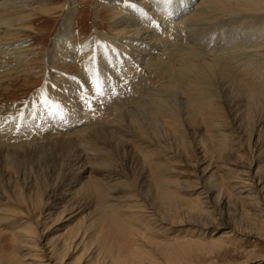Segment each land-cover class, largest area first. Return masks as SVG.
Here are the masks:
<instances>
[{"label":"rangeland","instance_id":"374dc122","mask_svg":"<svg viewBox=\"0 0 264 264\" xmlns=\"http://www.w3.org/2000/svg\"><path fill=\"white\" fill-rule=\"evenodd\" d=\"M27 1L28 2L26 3V6L28 8L26 9L28 10L25 11V9H23L24 6L22 2L16 3L9 2L7 0H0V4L2 2L4 3L0 5V23H4L7 20L11 22V26L5 25L3 23L0 24V124L5 123L6 120L10 119V126L7 128V130H9V128L12 126L11 129H14L15 134H17V136L19 134L18 137L20 140H22L20 141L19 138L17 140L18 152H16L17 150H15V152L10 150L13 154H15L14 161L18 166V172L13 174L14 176L11 175L10 177V175L4 171V166L7 163L6 159H2L3 161H0V197H2L0 198V208L3 207L6 211L8 209L5 207H8L9 209L11 208L8 212L10 216L13 217L10 223L7 222L8 226H5V224H0V230H4L3 237L0 238V264H6L7 260L5 258L7 257L8 253L11 254L12 248L17 247V244L12 242V234L14 231L18 230L19 227L24 228L27 226L30 228L29 230L34 229V232L37 233L38 239L40 238L42 242V247H38L39 250L42 249L39 251L40 258L38 259L39 263L43 261L42 264H51L45 257L50 252L49 250L48 252L44 250L43 247L45 245L53 247L56 245L57 241L67 238V236L61 238L64 236L67 229L71 230L72 235L78 231V228L80 227L78 222H81V218L75 220V223H69L66 226L65 222H55L58 219L57 214H49V208H51L50 206H52L51 204L53 199L56 197V195H53L54 189L68 181L67 179L73 176L75 172L73 169L76 168L73 166V164L75 165L76 159L80 158V153H82L81 157H83V153H87L88 157L86 155L87 159L84 161L87 163H84L87 167H93L96 165L93 164L92 166V163L94 162L92 158H99V156L101 157L106 154L111 156H109L111 161L110 165L114 168V170L117 169L115 171L116 173L118 172L117 176L119 182H126L128 185H125L131 187V192L135 191L133 194L136 196H133L132 198H127L129 191L121 192L122 194L120 195L125 196L126 202L122 203V205L134 206L133 208L129 209L131 212L136 213L139 217L138 220L130 219L132 222H145L146 220L145 223H147L148 221L150 226H147L148 228L146 229H149V232L152 234H158L157 236L159 238V242L162 243L163 241H168L164 239L175 237L177 234L185 236V239L190 243L193 241L200 243L198 244L199 246H186L184 248L185 256H183L185 258L182 260L179 258L176 259L175 264H264V148L262 149L263 152L261 151L260 153L261 156H258L260 146L264 143V101H261V103L258 104L259 107L255 109V112L249 116L244 105L247 102L246 94L244 91L239 92L238 84H236L234 81L231 82L228 76L222 77L225 79H221L220 82L216 81V85L213 87L215 94H217V100L223 105V109L220 111V114L214 118L215 120L213 127L210 129L207 128L201 120H198L196 124L190 121L188 125L192 127H187V125L184 126L185 129L184 127H181L182 133H185V137L183 139L179 136L180 140H176V136H173L174 132L172 130L170 131L172 135L169 134L159 137V188L161 186L167 185L172 191L170 199L167 198L166 195L159 193L160 195L155 197L154 200L153 198L155 192L153 190L151 191V194H149L150 196H147V191L149 190L148 185L150 184V181L155 179V181L158 182V176L153 175L146 177L148 174H146V172H144V174L140 170L142 168L139 169V166H137L132 154L129 153L131 151V147L127 144L126 146H122L121 143L117 144V140L119 139L117 137L122 134L124 131L123 129H121V134L119 132H115L114 134V132L110 130V132L108 131L107 134V131H104V129L107 128L102 126L103 122H98L100 127H97L96 131H100L99 133L102 134V136H98L100 138L98 139L100 141L99 145H101L99 146L97 142L93 143L95 147L96 144L98 145L96 148H94L96 151L99 150L98 152L93 151L89 145H87L89 146L88 150L86 145L84 147L80 146L77 150L73 149L64 143V137L66 139L68 136L63 134L70 128H81L88 124V121L85 117V103L87 101V95H81V92L77 91V89L82 88L85 91H88L97 83L104 84L106 91L111 96L116 92L121 93L122 90L124 91L130 86L137 87L140 85L139 87L141 88V84H143L140 90H138L139 88L137 87L138 93L140 92L139 95L136 96L137 103L136 101H131L130 103L128 100L133 96L134 92L128 94L123 100H121L124 101L125 104L122 106L123 108L129 106V108L125 109L126 111L131 113H143V109H141L142 105L147 104L152 100V98H154V96H159L163 87L170 82L168 73L165 71L164 67L168 66L170 68L176 69V67H178V61L181 58L179 56L181 50L183 52L186 51V49L193 50L195 53L203 55V59H208L207 62H210L209 60L217 52L221 53V55H229L231 59L234 58L233 61L235 63V68L237 67V72L244 74L243 71H245V67H248L249 65L247 62L250 61L248 58L250 57L251 59V57L255 54V52L250 53L249 51L254 49L255 46H263L262 44H264V22L263 25L260 26V29L256 31L257 33H254L251 37L248 31H242L239 30L240 28H237L239 17H237L235 20V15H212L209 16V20L203 26L191 25L189 23V19L192 15L197 13L196 7L199 9L204 8V5L201 7L203 0H185V2L184 0H173V2L167 6L163 4V0H50L48 2L45 1L46 3H44L43 0H33V2L32 0ZM142 1H145V3L143 4ZM71 3H73L76 7V15L73 28H71V34H69V36L66 38H60L59 36L55 39L60 27L62 26L64 16L67 13V8ZM132 5H135V7H132ZM44 7H46L47 10L50 9L49 14L40 12L41 10L45 9ZM9 11H12L13 13ZM25 13L31 14V18L24 19L23 17L26 16ZM157 14L158 16H156ZM260 14H262L264 17V13ZM220 17L223 18L220 19ZM183 18H188V21L185 19V22H183ZM119 19L120 23L123 20L126 21L127 28L145 32L148 39L143 37H121L120 35L115 34L113 30L115 26L117 27V21ZM131 23H133V25H131ZM230 23H232V25L234 24L235 26L233 25L232 27ZM226 24L229 26H226ZM24 28L26 29L22 30ZM253 28H259V24L253 26ZM13 29H15V31ZM154 31L158 33H154ZM212 31L214 32L213 35L211 34ZM244 32L247 36H245ZM10 38L11 40L14 38L12 40L13 42L10 40ZM183 38L185 40H183ZM177 39L179 44H177ZM253 40L255 42L260 40V42L258 41L256 44L253 42ZM8 41L10 42L8 43ZM223 41L228 45H223L225 44ZM232 41L234 42V47L232 45ZM248 42L249 44H247ZM132 43L134 45H132ZM229 43H231L233 47V51L231 50L230 52H228L229 49H227V47L230 46ZM250 43L254 47H252V45L250 46ZM122 44H124L125 47ZM163 45H165L166 48H164ZM171 45H174L175 48L171 47ZM239 45L241 47L243 45L242 49H240ZM179 46L180 49H178ZM222 46L226 48V50ZM235 46H237L238 49ZM88 47H90L89 51ZM169 47L173 48L174 50L170 49ZM249 47L252 48L249 49ZM85 48L87 50H84ZM208 48L211 49L209 50ZM8 50L10 52H8ZM224 51H226V53ZM90 52H93L94 55H92ZM11 54L12 56H9ZM85 54H91L90 63L86 62ZM239 56L240 58H238ZM129 59L134 63V68L129 66ZM95 61L96 65L94 63ZM149 61H151V63ZM143 62L154 65V67L151 66L147 70V68L141 65ZM16 63H18L19 67ZM241 63L243 69L240 68ZM259 68L261 69V74L264 75V70H262L263 65H260ZM118 69L120 70L119 75L122 72V75H120L121 77L118 75ZM155 70H157L159 73ZM150 71L154 73H152V76L150 75ZM106 74H109L110 76ZM157 74L159 75L158 78ZM49 75L57 86L64 88L68 87L67 89L70 87V89L67 91L72 89H74L73 91H76V96L72 97V100L73 102L77 103V107L74 105L70 107V101L64 103V106L62 107L59 104L51 102L42 103L37 106L34 104L30 105V99L33 96L38 94L42 95L46 80L45 78ZM254 77L256 78V76ZM142 78L147 79L143 80ZM230 78L233 80L235 76H230ZM236 79H238V77H236ZM150 80H154L155 82L152 81V84ZM156 81L160 82L158 83L159 85L156 83ZM221 82L223 85L220 84ZM146 83L148 86L145 85ZM152 85L154 86L153 88ZM148 87L149 94L148 92H145V89ZM141 90L143 92L142 94L145 92L146 95H141ZM147 90L148 89H146V91ZM184 95L185 93L181 90H172L171 96L166 97L168 100L167 103L169 105H179L182 103V101H184ZM141 98L143 99L141 100ZM121 103L123 104V102ZM116 108L115 109L117 112H119L120 108L118 106ZM108 110L112 111H108L107 119H112V115L114 114L113 109ZM163 111L165 110L159 111L160 121L163 120L165 115ZM160 112L163 115H161ZM110 113L112 114V117H110ZM11 115L14 116L11 117ZM7 116L10 117L6 119ZM25 116L27 118H25ZM66 118H69L70 120L66 121ZM95 125L98 126L97 124ZM221 127L228 128H224V130H227V138L222 136L223 131L221 130ZM86 132L88 133V131ZM20 135H24L26 139H21ZM2 136L4 137L3 133ZM42 139L45 140L43 141ZM112 140L114 142H112ZM34 143L35 145H33ZM46 145H49V147L45 148L44 150L38 149L37 151H32L31 153L23 152V150L27 147L37 149ZM63 145H65L64 148ZM116 146L118 149H116ZM90 149L91 151H89ZM104 149L107 150L108 153ZM54 153H57V155ZM102 153L103 155H101ZM172 153L174 156H172ZM71 155H74L75 157L73 156L71 158ZM244 171L249 174L250 178H254L253 180L256 184H259L257 189L254 191L256 194H253L252 200H248V198L245 197L246 195H242L240 198L236 192H234L232 189H228L226 185V181L231 176L241 175ZM91 175L95 174H89V176ZM23 176H25V179H23ZM32 181L36 184L39 181V183L44 187L45 191L42 189L40 190L41 192L37 194L38 187L29 191ZM43 182H45V184ZM214 185L218 186L216 193L203 195L206 190L213 188L212 186ZM3 186L4 188H1ZM46 189H49L50 192H48L49 190ZM13 194H18V197L16 195L14 197ZM7 199H10L13 201V203H7ZM137 201H141V205L143 206L139 207L138 205H140V203ZM256 201L259 203L257 206L255 205L257 204ZM22 202L23 204H21ZM28 202H31L30 204L33 205L30 206ZM144 202L145 204H143ZM201 202H204L205 206L202 205V207L200 206L201 208L199 209V203ZM2 204L3 206H1ZM22 205H24V207ZM142 207L143 209H141ZM151 210H154V212L151 213L153 215L149 214L152 212ZM28 211L31 212L30 214L32 216L28 214ZM91 211L88 213H91ZM199 211H201V214ZM18 213H20L19 216ZM154 214L156 215L155 217ZM25 216H27V218ZM24 219H27L26 222ZM156 221H158L157 224H154ZM156 225L159 226L157 227ZM151 226L152 228H150ZM157 228L159 229L157 230ZM159 235L161 236L159 237ZM222 236L228 237L227 243L223 241L213 243V240L215 241L217 238V240H220ZM155 239L158 240L157 238ZM107 241L108 243H115L116 245V243L119 241V238L112 236L111 238H108ZM41 251H44V253H41ZM77 252L78 250H71L67 256L62 257L59 260L58 264H88L89 260L87 258L86 260L85 258L83 260V258L80 257L79 252ZM25 253L26 251H23L21 252V255ZM121 255V259L126 260L129 258V251H123ZM160 257H162V255H159V259H161ZM29 262L31 263V260H25L22 263L29 264Z\"/></svg>","mask_w":264,"mask_h":264},{"label":"bare ground","instance_id":"6f19581e","mask_svg":"<svg viewBox=\"0 0 264 264\" xmlns=\"http://www.w3.org/2000/svg\"><path fill=\"white\" fill-rule=\"evenodd\" d=\"M7 1H9V2H16V3L17 2H22L23 3V6H24L23 9H25V11L28 10V9H26V8H28L26 6V3L28 2L27 0H7ZM43 1H44V3H46V2H48L50 0H43ZM32 2H33V0H32ZM184 2H185V0H184ZM144 3H145V1L143 2V4ZM5 4H7V3H5ZM11 5H12V3H11ZM203 5H204V8L203 9H201V8L199 9V8L196 7L197 13L195 15H192L191 18L189 19V23L191 25L203 26L209 20V18H210L209 16H212V15H221V16L222 15L223 16L235 15V20H236L237 17H239V22H238V24L236 23L238 25V26L236 25L237 28H240L239 30H242V31H248L250 33V37H251L254 33L255 34L257 33L256 31L260 29V26L263 25V22H264V17L262 16V14H260V13H264V0H203L202 1V4H201V7ZM148 6H150V5H148ZM44 8L45 9L44 10H41L40 12L41 13H44V14H49L50 13V11H49L50 9L47 10L46 7H44ZM63 9H64V6H63ZM198 9H199V11H198ZM9 12H12V11H9ZM36 12H37V10H36ZM152 12H154V11H152ZM75 15H76V7H75V5L73 3H71L69 5V7L67 8V13L64 16V19H63V22H62V26L60 27L59 32H58L57 36L55 37V39L57 37H59V36H60V38L61 37H65L66 38V37L69 36V34H71V28H73V25H74ZM17 16H19V15H17ZM156 16H158V14ZM23 18L24 19H29V18H31V14H26V16H24ZM221 18H223V17H220V19ZM185 19H184L183 22H185ZM117 22H118V25H117V27L115 26V28L113 30L115 32V34L120 35L121 37H141V38L143 37V38H147L148 39L147 34L145 32L140 31V30H132V29L127 28V26H126L127 23H126L125 20H123L120 23V19H119ZM154 22H155V20H154ZM1 23H3V22H1ZM3 24L11 26L10 25L11 22H9L8 20L5 21ZM258 24H259V28H256V29L253 28V26L258 25ZM131 25H133V23H131ZM134 25H135V23H134ZM221 25H223V24H221ZM230 25H232V23H230ZM233 25H232V27H233ZM226 26H229V25L226 24ZM182 28H183V25H182ZM25 29L26 28H24L22 30H25ZM13 30L15 31V29H13ZM239 30H238V32H239ZM196 31H197V29H196ZM18 32H20V31H18ZM154 33H158V32H155L154 31ZM213 33L214 32L212 31L211 34L213 35ZM241 35H242V33H241ZM16 36H17V34H16ZM186 36H187V34H186ZM245 36H247L246 33H245ZM4 37H6V36H4ZM179 38H181V37H179ZM3 40H5V39H3ZM10 40H11V38H10ZM126 40H128V39H126ZM183 40H185V39L183 38ZM177 41H178V39H177ZM234 41H236V40H234ZM258 41L260 42V40H258ZM9 42L10 41H8V43ZM155 42H157V41H155ZM172 42H175V41H172ZM240 42H241V40H240ZM253 42H255V41L253 40ZM257 42H255V43L257 44ZM167 44H169V43H167ZM177 44H179V41H178ZM226 44L227 43H225L223 45H226ZM229 44H230V46L227 47V49H229L228 52H230L233 49L234 42L232 43L233 47H232L231 43H229ZM247 44H249V42ZM4 45H5V43H4ZM11 45H14V44H11ZM122 45L124 46V44H122ZM132 45H134V44L132 43ZM186 45H188V44H186ZM251 45L252 44L250 43V46ZM262 45L263 46H257V47L255 46V48L254 49H251L250 51L248 50L250 53L255 52V54L253 56L251 54V56H252L251 59H250V57L248 58L251 61V62L250 61L247 62L249 65L245 63L246 65H248V67L247 66L245 67L246 69H245V71H243L244 74L237 72V69H236L237 67L235 68V65H234L235 63L233 61L234 58L231 59L229 57V55L228 56L227 55H221V53H218L217 52L209 60L210 62H207L208 59H203V55L198 54V53H195L193 50H187L186 49V51H184V52L181 50L180 51V55H179L181 58L178 61V67H176V69L170 68L168 66L167 67H164L165 71L168 73V78H169L170 82L167 85H165L164 87L162 86L163 89H162V92H161V94L159 96L158 95L156 97L154 96V98H152L151 101L148 100L149 102L147 104H144V105L141 104L142 105L141 109H143V113H141V112L140 113L139 112H137V113H135V112L131 113L129 111H126L125 109L126 108H129V106L126 107V108H123L122 106H124L125 104H124V101H121L128 94H131L132 92H134V94L128 100L130 101V103H131V101H136V96L139 95V93H140V92L138 93L137 87L139 88L138 90H140L142 88V85L143 84H141V88L139 87L140 85L137 86V87L130 86L129 88H126V90H124V91L122 90L121 93L120 92H116L112 96L106 91L105 85L102 84V83L95 84L88 91H85L82 88H78L77 91L81 92V95H83V94H86L87 95V101L85 103V106H86L85 117H86V119L88 121V124L85 125V126H83V127H81V128H70V129L66 130L65 133H63V134H65L66 136H68V138L66 137V139H65V137H64L65 142L64 141L63 142L66 145H69L70 147H72L75 150H77L80 146H83L84 147L85 145L86 146L89 145V146H91V149H93V151H96L94 148H96L99 145V143H100V141L98 140L100 138L98 136L99 135L102 136V134L99 133L100 131L99 132L96 131V128L97 127H100L99 124H98V122H103L102 126H104V127L107 128V129H104V131H107V134H108V131L109 130L110 131H113L114 134H115V132H119V133L122 132L121 129H123L125 132L123 131L122 134L120 133L121 134L120 135L121 137L120 136L117 137V138H119L117 140V144L118 143H121L122 146H124V145L126 146V144H127V145H129L131 147V151L129 153L132 154L133 158L135 159V162H136L137 166H139V169L142 168L140 170L143 173L146 172V174H148V175H146V177L153 176V175L158 176V182H156L155 179L153 181H150V184L148 185L149 190L147 191V196L149 197L150 196L149 194H151V191L153 190L155 192V195H154V198H153L154 200H155V197H158L160 195L159 193H161L163 195H166V197L170 199L171 198V194H172V191L170 190V188L167 185L161 186L159 188V160H158V157H159V137H161L163 135H169V134L172 135L171 132H170L172 130L174 132L173 133V136H176L175 137L176 140H178V141L180 140L179 136L183 139L185 137L184 136L185 133H182L181 127H184L185 125H187V127L190 126V125H188L190 123V121L192 123H195L196 124L198 120H201L207 128L210 129L211 127H213L214 126V120H215L214 118L217 117V115H219L220 114V111L223 109V105L216 98L217 97V94H215L213 87H214V85H216V81H219L220 82L221 79H225V78H222V77L228 76L231 82L234 81L236 84H238V87H239L238 91L239 92L244 91V93L247 96V102L244 105L246 107V111H247L248 115L250 116L252 113H254L255 112V109L257 107H259L258 104L261 103V101H264V75L261 74L262 72H261V69L259 68L260 65L261 66L263 65L262 70H264V44H262ZM163 46H164V48H166L165 45H163ZM175 46H176V43H175ZM202 46H204V45H202ZM245 46H247V45H245ZM115 47H117V46H115ZM171 47H174V45H171ZM235 47L237 48V46H235ZM239 47H240V49H242L243 45H242V47L239 45ZM252 47H254V46L252 45ZM252 47H249V49L252 48ZM89 48L90 47H88V51H89ZM15 49H16V47H15ZM97 49H98V47H97ZM170 49H173V48H170ZM178 49H180V46H179ZM216 49H218V48H216ZM224 49L226 50V48H224ZM84 50H87V49L85 48ZM167 50H168V48H167ZM10 51H11V49H10ZM10 51L8 50V52H10ZM16 51H15V53H16ZM154 51H155V49H154ZM243 51H242V53H243ZM147 52H148V50H147ZM168 52H170V51H168ZM224 52L226 53V51H224ZM245 52H246V50H245ZM90 53H92V55H94L93 52H90ZM90 55H88V54L86 55L85 54V56H86L85 57L86 58V62H88V63H90V61H91V56ZM9 56H12V54L9 55ZM21 57H23V56H21ZM21 57H20V59H21ZM238 58H240V56ZM244 58H246V57H244ZM236 59H237V57H236ZM12 60H13V58H12ZM96 61L94 62L95 65H96ZM98 61H99V59H98ZM129 61H130V63H128L129 66L132 67V68H134L135 66H134V63L132 62V60L129 59ZM239 61H240V59H239ZM149 62L151 63V61H149ZM237 62H238V60H237ZM16 64L18 66V63H16ZM101 65H103V64H101ZM141 65H143L145 68H147V70L151 66L154 67V65L148 64L147 62H143ZM8 66H10V65H8ZM242 67L243 66H242V63H241V67L240 68H242ZM117 71H118V75H119L120 70L118 69ZM121 71H123V70H121ZM155 71H157V70H155ZM150 73L149 74L152 76V73L153 72L150 71ZM263 73H264V71H263ZM259 74H261V75H259ZM106 75H109V74H106ZM120 75H122V72H121ZM253 75L256 76V78ZM116 76H117V74H116ZM142 76H143V74H142ZM230 76H235V78L233 80H231ZM50 77L51 76L49 75V76H47L45 78L46 80H45L44 91H43L42 95H39L38 94V95L33 96L30 99V105L34 104L35 106H37V105L42 104V103H50L51 102V103L59 104L62 107V106H64V103H66L67 101H70V107L72 105H74L75 107H77L78 106L77 103L76 102H73V100H72V97L76 96V91H73L74 89H72L70 91H67V90L70 89V87H69V89H67L68 87L67 88H64V87L57 86L52 81V79ZM158 77H159V75L157 74V78ZM236 77H238L239 80L236 79ZM124 78H125V76H124ZM147 78H145V79H147ZM152 78H150V79H152ZM120 79H122V78H120ZM145 79H143V80H145ZM85 80H83V81H85ZM152 81L155 82L154 80H152ZM152 81L150 80V82H152ZM51 82H53V83H51ZM153 82H152V84H153ZM156 83L158 84L160 82H157L156 81ZM220 84H222V82ZM145 85H147V83ZM75 86H76V84H75ZM150 86H151V84H150ZM153 87L154 86L152 85V88ZM222 88H223V86H222ZM146 89H148V90L146 91ZM146 89H145V92H148L149 91V87L146 88ZM172 90H176V91L181 90V91H183L185 93V95L183 96L184 101H182L181 104H179V105H169L167 103L168 100L166 99V97L171 96V91ZM143 91H144V89H143ZM145 92H144V94L146 95ZM142 93L143 92L141 90V95H144ZM148 94H149V92H148ZM152 96H153V94H152ZM140 97H143V96H140ZM142 99L143 98H141V100ZM139 100H140V98H139ZM118 101H120V102H118ZM121 102H123V104ZM146 102H147V100H146ZM136 103H137V101H136ZM126 104H127V100H126ZM117 106L120 108V111L119 112H117V110H116L117 109L116 108ZM138 106H139V104H138ZM108 109H113L114 114L112 115L110 113V117L113 116L112 119H107L108 111H110ZM138 110H140V109H138ZM160 110H165V111H163L165 115H164L162 121L159 120V111ZM160 114H161V112H160ZM14 115H11V117L14 116ZM161 115H163V114H161ZM8 117H10V116H7L6 119ZM25 118H27V117L25 116ZM9 120H6L5 123H1L0 124V159H1L0 161H3L2 159H6L7 163L4 166V171L6 173H8V175H10V177H11V175H13V174H15V173L18 172V169H17L18 166L16 165V162L14 161L15 154H13L12 151L15 152V150H17L16 152H18L17 140L19 138L18 137L19 134H18V136H17V134H15L14 129L13 130L11 129L12 126L9 128V130H7V128L10 126V123H9L10 121ZM68 120H70V119L69 118H66V121H68ZM23 121H24V119H23ZM95 124H97L98 126H96ZM195 124H193V125H195ZM102 126H101V128H102ZM190 127H192V126H190ZM225 127H221V130L223 131L222 132V136L224 138H227L228 137L227 134H226L227 130H224ZM184 129H185V127H184ZM225 129H228V128H225ZM159 130H162V131H159ZM86 131H88V133ZM102 132H103V130H102ZM2 133L4 134V137L2 136ZM119 133H117V134H119ZM63 134H61V135H63ZM49 136H48V139H49ZM59 136H60V134H59ZM20 137H21V139L22 138L26 139L24 135H20ZM110 137H111V135H110ZM213 138H215V137H213ZM19 140H20V138H19ZM42 140L44 141L45 139H42ZM20 141H22V140H20ZM118 141H121V142H118ZM95 142H97V144H98V145L96 144V147L93 144ZM106 142H107V140H106ZM112 142H114V141L112 140ZM33 145H35V143ZM50 145H51V143H50ZM64 146L65 145H63V148H64ZM89 146L86 147L87 150H88V147ZM47 147H49V145L48 146L47 145L46 146H41V148H37V149L27 147V148H25L23 150V152L31 153L32 151H37L38 149H43L44 150ZM51 148H54V147H51ZM263 148H264V143L260 146L258 156L259 155L261 156L260 153H261V151H262ZM55 149H56V146H55ZM91 149L89 151H91ZM116 149H118V147ZM10 150H12V151H10ZM128 150H129V148H128ZM81 151H83V150H81ZM98 151L99 150H97L96 152H98ZM105 151L108 153L107 150H105ZM161 151H163V150H161ZM83 152H85V151H83ZM103 153L101 155H103ZM78 154H79V152H78ZM80 154H81V155H79L80 158H77L76 159L75 165L73 164V166L76 167L75 168L76 170L73 169L75 171L74 174L72 173L73 176H71V178H68L67 179L68 181H66L65 183H63L62 185H60L59 187H57V188L54 189L53 195H56V197H54L53 202L51 204L52 206H50L51 208H49L50 209V212L48 211L49 214H57L58 219L55 222H62V223L65 222L66 223V226L69 223L70 224L75 223L74 222L75 220L81 218V222H78V224H79L80 227L78 228V231L76 233H74L73 235L71 233V230L70 229H67L65 231L64 236L61 237V238H64L65 236H67V238H64L63 240L57 241L55 246L50 247L48 245H45L46 247L45 246L43 247L44 250H46L47 252H48V250L50 251L47 256L44 255L49 263H51V264H58L59 263V260L62 257L67 256L71 252V250H73V251L74 250L75 251L78 250V252L80 254V257L83 258V260H84V258H85V260H86V258L89 260V263L88 264H175L176 263V259L179 258L180 260H182V259L185 258L183 256H185V250H184V248L186 246H195V245L200 244L199 242H196V241H193L192 242L193 244L190 243L188 240L185 239L186 237L183 236V235H181V234H177L175 237H172V238H170L168 236L169 237L168 239L167 238L164 239V240H168V241L167 242H164L163 241V243H162V242H159V238L157 236L158 234L157 235L152 234V233L149 232V229H146V228H148L150 226L149 223H148V221H147L148 224L145 223L146 220H145V222H132L130 219L138 220L139 217H138V215L136 213L131 212L130 209H129V208H133L134 206H132V205H129V206L122 205V203H125L126 201H125V196H120V195L122 194L121 192L129 191L127 198H132L133 196H136L135 194H133V192H135V191L131 192L132 191L131 190V187H128L127 186L128 184L126 182L125 183L119 182L118 176H117L118 172L116 173V171H115L117 169L114 170V168L110 165V162H111L110 161V157L111 156L109 154H106V155L101 156V157L99 156V158H97V157L96 158H92L93 161H94L92 163V166H93V164H96V165H94L93 167H87L84 164V163H86L84 161H86V159L88 157L87 153L86 154L83 153V157H81L82 156V153H80ZM27 155H29V154H27ZM55 155H57V153ZM86 155H87V157H86ZM92 155H94V154H92ZM73 156L74 155H71V158ZM172 156H174V154ZM70 161H71V159H70ZM263 161H264V159H263ZM2 167H3V165H2ZM65 167H67V166H65ZM52 173H53V171H52ZM37 174H38V172H37ZM89 174H95V175L89 176ZM144 174H142V175H144ZM138 175H139V173H138ZM23 177L22 178L25 179V176H23ZM32 177H34V176H32ZM243 177H247V178H243ZM253 179H254L253 177L250 178L249 177V174L244 171L241 175L231 176L226 181V185H227V188L228 189H232L234 192H236V194L239 195L240 198L242 197V195H246L245 197H247L248 200H252L253 199V194H256V193H254V191H255V189H257V187L259 185V184H256ZM41 181H43V180H41ZM32 182H31V186L29 187V191L30 190H34L36 187H38L37 194H39L41 192L40 190L44 189V187L39 183V181H38L37 184L35 182H33V183ZM58 182H59V180H58ZM43 183L45 184V182H43ZM125 184H127V185H125ZM46 185H47V183H46ZM212 187L214 189L211 188V189L206 190L203 193V195H208V194H211V193L212 194L213 193H216V189L218 188V186L217 185H214ZM1 188H4V186L1 187ZM140 189H141V187H140ZM46 190H49V189H46ZM44 191H45V189H44ZM2 192H3V190H2ZM48 192H50V190ZM251 192H253V193H251ZM31 193H33V192H31ZM15 195H14V197H15ZM22 195H24V194H22ZM239 196H238V198H239ZM8 197H10V196H8ZM51 197H52V195H51ZM0 198H2V197H0ZM135 200H136V198H135ZM137 200H139V199H137ZM7 201H8L7 203H9V204L13 203V201H11L10 199H7ZM16 201H17V199H16ZM23 201H24V199H23ZM40 201H42V200H40ZM137 202L140 203V205H138L139 207L143 206V205H141L142 204L141 201H137ZM135 203H136V201H135ZM251 203H253V202H251ZM0 204H1V202H0ZM21 204H23V202ZM44 204H46V203H44ZM143 204H145V202ZM204 204H205L204 202L199 203V209ZM258 204L259 203L257 202V204H255V205L257 206ZM32 205L33 204H30V206H32ZM1 206H3V204ZM22 206L24 207V205H22ZM46 207H48V206H46ZM2 208H0V224H5V226L6 225L8 226L7 222L10 223L11 220L13 219V217L10 216V214L8 212L11 208L9 209L8 207H5L6 209H8L7 211L4 210V208L3 209ZM252 208H254V207H252ZM141 209H143V207ZM91 210H93V211H91ZM89 211H91V213H88ZM151 211L152 212H150L149 214H151V213L154 212V210H151ZM200 212L201 211H199V213ZM20 213H18V216H19ZM30 213L31 212H29L28 214H30ZM14 214H16V213H14ZM151 215H153V214H151ZM20 216H22V215H20ZM155 216L156 215L154 214V217ZM25 217L27 218V216H25ZM203 217H204V215H203ZM151 218H153V217H151ZM26 220H25V222H26ZM165 220H167V219H165ZM28 222H29V220H28ZM157 222L158 221L154 222V224H157ZM30 227L32 228L31 225H30ZM153 227H154V225H153ZM150 228H152V226ZM29 229L30 228L27 227V226L24 227V228L23 227H19L18 230L14 231V233L12 234L13 235L12 242L14 244H17L16 245L17 247L16 248L13 247L12 248V251H11V254L8 253L7 257L5 258L7 260V263L8 264H24L22 262H24L25 260H31V263L29 262V264H42L43 261L40 262V263L38 261V259L40 258L39 257L40 256V254H39L40 252L39 251L42 250V249L39 250L38 247L41 246L42 242H41L40 238L38 239V235H37V233L34 232V229H31V230H29ZM158 229L159 228H157V230ZM185 233H189V232H185ZM3 234H4V230L1 229L0 230V238L3 237ZM39 234H40V232H39ZM112 236H115L116 238H119V241L116 243V245H115V243H108V241H107V239L108 238H111ZM160 236L161 235H159V237ZM155 238H157L158 240H156ZM151 239H153V240H151ZM217 239L215 241L213 240V243L214 242H219V241H223V242H226V243L228 242L227 241L228 240V237H223L222 236V238L220 240H217ZM165 243H167V244H165ZM165 245H167V246H165ZM209 245H210V243H209ZM212 245H215V244H212ZM46 248H48V249H46ZM23 251H26V253L21 255V252H23ZM123 251H129V258L126 259V260H122L121 259L122 258L121 253ZM41 253H44V251H41ZM159 255H162L163 258L160 257L161 259H159Z\"/></svg>","mask_w":264,"mask_h":264},{"label":"snow or ice","instance_id":"6c2138e0","mask_svg":"<svg viewBox=\"0 0 264 264\" xmlns=\"http://www.w3.org/2000/svg\"><path fill=\"white\" fill-rule=\"evenodd\" d=\"M173 2V0H163V4L165 6L170 5ZM132 7H135V5H132Z\"/></svg>","mask_w":264,"mask_h":264}]
</instances>
